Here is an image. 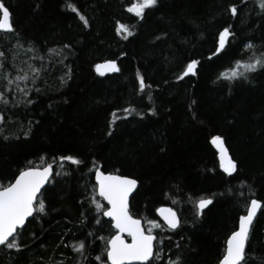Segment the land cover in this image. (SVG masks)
<instances>
[{
  "label": "trees",
  "instance_id": "obj_1",
  "mask_svg": "<svg viewBox=\"0 0 264 264\" xmlns=\"http://www.w3.org/2000/svg\"><path fill=\"white\" fill-rule=\"evenodd\" d=\"M2 2L15 29L0 33V51L8 53L4 70L17 74L12 54L18 52V67L41 71L34 84L30 72L20 82L30 85L31 104L0 79L9 100L0 104V182L6 186L29 166L52 165L53 175L39 196L46 212L23 229L25 248L1 246L0 264H77L81 256L71 244L78 241L87 245L85 264H100L97 256L106 260L100 237L106 240L115 230L90 203L106 206L94 191L93 165L138 181L130 213L144 227L147 220L164 225L156 213L161 206L177 213V229H154L160 259L153 264L177 256L182 264H218L246 204L253 198L264 204V69L247 80L225 78L232 68L244 71L236 61L264 52V10L256 0H158L143 19L127 11L135 0ZM232 4L235 17L227 11ZM117 21L133 35H118ZM229 25L232 36L216 53L218 33ZM17 38L20 49L13 47ZM249 43L254 50L245 47ZM190 59L199 61L196 74L183 75ZM103 60H115L120 71L99 75L95 65ZM137 72L149 86L143 92ZM213 136L223 138L237 163L231 176L220 168ZM69 155L82 163L60 160ZM200 198L213 203L197 216ZM247 253V264H264V207Z\"/></svg>",
  "mask_w": 264,
  "mask_h": 264
},
{
  "label": "snow or ice",
  "instance_id": "obj_2",
  "mask_svg": "<svg viewBox=\"0 0 264 264\" xmlns=\"http://www.w3.org/2000/svg\"><path fill=\"white\" fill-rule=\"evenodd\" d=\"M256 3L264 10V0H256ZM158 4V0H135L127 11L134 13L136 17L143 19L147 9L154 8ZM73 12H77L79 19L84 23L85 27H88V21L86 17L79 14L76 7L72 4L67 5ZM232 16L238 14V8L235 4L229 5L228 10ZM117 34L124 33V38L127 39L133 35L129 26L117 21L116 27ZM15 32V29L11 23V13L5 4L0 0V33H6L11 35ZM232 36L231 25L223 27L218 33V42L216 46V53H221L225 49L226 42ZM16 49L23 47L22 42L17 38V44L13 46ZM65 48H70L71 45H65ZM249 50H254L255 46L248 44L245 46ZM28 51H35L33 47H30ZM52 52V49L48 50ZM123 55V53L121 54ZM18 57V52L12 54V69L16 71L14 77H10L8 71H5V63L8 62V53L0 51V79L6 81V87L8 85H15L13 92H19L24 98L25 103L31 104L32 100L28 98L30 85L25 83L21 87L20 82H26L29 79V72L32 73V84L39 78L40 69L31 64H27V67H18L15 64V60ZM43 59V57H36ZM31 59V58H30ZM199 61L196 59H190L186 65L183 75L189 73L195 75L197 65ZM238 65L243 67L244 71L241 72L238 68H232L231 76L225 77L226 79H249V74L255 73L258 70L264 69V52L256 53L253 51V55L250 57L249 62L241 63L236 61ZM95 68L101 75V68L109 72H119L120 68L117 66L115 60H106L103 64H96ZM69 73L65 75L68 79H71ZM23 73V74H20ZM224 77V73L220 74ZM182 77H177L181 79ZM137 80L139 83V90L143 92L148 85L145 84L144 77L137 72ZM65 83L66 81H61ZM37 91H39L37 89ZM9 100L4 92H0V104L7 105ZM19 103V101H17ZM125 112H129L130 109H124ZM134 111V110H133ZM151 111V110H150ZM137 115H143V113H137ZM0 120H3V116H0ZM28 133H25L27 136ZM111 134V133H109ZM8 139V137H4ZM211 142L219 149V161L220 168L224 173L231 176L237 171V163L228 154L227 149L223 147L224 141L220 136H213ZM61 161H69L74 165L82 163L81 160L74 156H61ZM31 164V162H29ZM95 171L96 187L94 191H98L99 197H102L107 205H102L99 201L92 199L90 203L94 205L97 215L111 218V227L114 228L115 234L110 238L100 239L104 242L105 247L102 250L106 255V260L103 256H97L96 259L100 261V264H125L129 261L147 262V264H153L154 261L160 259V254L155 251L154 241L156 236L153 235V230L166 226L170 230H175L180 225V220L177 213L172 208H158L156 211L163 217L164 225L157 223L156 220H147L149 225L147 229L143 226L140 219L134 218L130 214V194L134 192L137 187L138 181L129 176L119 175L115 173H104L99 167L93 165ZM52 174V165L44 167H25L19 170L15 176L14 181L9 182L6 186L0 182V246L7 249H15L17 252L25 248V244L21 237L23 236V229L26 227V220L28 218H35L37 215L45 213L46 207L39 194L42 192L43 186L48 182L50 175ZM213 203L212 198H200L195 201L196 215L199 216L204 209ZM264 207V204L258 199H251L246 204V215L239 217V226L236 231H233L226 241L225 251L219 260V264H247L249 256L247 253V243L250 239V232L254 225V220L257 217L258 211ZM83 217V213L81 214ZM102 221L97 220V224ZM126 233L131 237V242H127L122 235ZM94 236V233H89ZM63 240V238H61ZM72 251L78 253L81 256V260L77 261V264H85L87 256L85 255L87 245L85 241H78L71 244ZM55 264V262H53ZM63 264V262H61ZM163 264V261H161ZM168 264H182L179 256L176 259H170Z\"/></svg>",
  "mask_w": 264,
  "mask_h": 264
},
{
  "label": "water",
  "instance_id": "obj_3",
  "mask_svg": "<svg viewBox=\"0 0 264 264\" xmlns=\"http://www.w3.org/2000/svg\"><path fill=\"white\" fill-rule=\"evenodd\" d=\"M104 61H106V60H103V61H101V62H99V63H97V64H103V62ZM117 66H118V64H117ZM95 71L99 74V75H101L100 74V72H98L97 70H96V68H95ZM101 72H104V74H103V76H105V75H113V74H115L116 72H109V71H105L103 68H101V70H100ZM210 143H211V145L213 146V148H214V150L217 152V155H218V159H219V149L217 148V146L216 145H214L212 142H211V139H210ZM223 147L224 148H226L227 149V147L225 146V144H223ZM227 154L230 156V154H229V152H228V149H227ZM231 157V156H230ZM219 163H220V161H219ZM47 166V165H46ZM44 167V166H43ZM103 172V171H102ZM104 173H111V172H104ZM115 174H118V173H115ZM52 175H53V168H52V174L50 175V178H49V180H48V182L46 183V185L45 186H43V189H42V191L44 190V188L49 184V182H50V180H51V178H52ZM119 175H121V174H119ZM126 176V175H125ZM130 177V176H129ZM132 178V177H131ZM15 179V178H14ZM134 179V178H133ZM94 180H95V174H94ZM14 181V180H13ZM95 183H96V180H95ZM137 186H138V184H137ZM136 189H137V187H136ZM136 189L134 190V192L136 191ZM134 192L132 193V194H130V200H131V197H132V195L134 194ZM41 194V193H40ZM40 194H39V196H40ZM96 194H97V196L99 197V194H98V191H96ZM99 198H101L102 200H103V198L102 197H99ZM104 201V200H103ZM104 203L107 205V202L106 201H104ZM162 207H166V208H170V207H167V206H161L160 208H162ZM260 211V210H259ZM259 211H258V213H259ZM156 213H157V216L159 217V219L164 223V221H163V217H161L160 216V214L156 211ZM131 214V213H130ZM243 215H246V212L243 214ZM257 216H258V214H257ZM134 217V216H133ZM108 220H110L111 221V218H109V217H106ZM134 218H136V217H134ZM257 218V217H256ZM256 218H255V220H256ZM29 219H31V218H28L27 220H26V222L29 220ZM136 219H140V218H136ZM141 220V219H140ZM255 220H254V222H255ZM141 222H142V220H141ZM142 224H143V222H142ZM238 226H239V219H238V221H237V226H236V229L234 230V231H236L237 229H238ZM114 229V228H113ZM115 230V229H114ZM116 231V230H115ZM232 233V232H231ZM115 234V233H114ZM113 234V235H114ZM123 236H124V238H125V240L127 241V242H131V237H129L126 233H123L122 234ZM153 235H155V234H153ZM229 237V236H228ZM227 241V240H226ZM154 244H155V241H154ZM1 247V246H0ZM225 247H226V244H225ZM225 251V250H224ZM147 262H143V264H146ZM125 264H142V262H139V261H129V262H125ZM218 264H219V262H218Z\"/></svg>",
  "mask_w": 264,
  "mask_h": 264
},
{
  "label": "rangeland",
  "instance_id": "obj_4",
  "mask_svg": "<svg viewBox=\"0 0 264 264\" xmlns=\"http://www.w3.org/2000/svg\"><path fill=\"white\" fill-rule=\"evenodd\" d=\"M149 227V225L147 224V226H145V228L147 229ZM153 232H154V230H153Z\"/></svg>",
  "mask_w": 264,
  "mask_h": 264
}]
</instances>
